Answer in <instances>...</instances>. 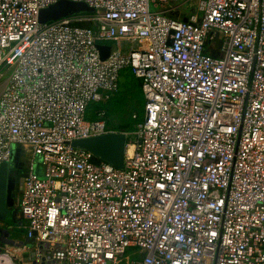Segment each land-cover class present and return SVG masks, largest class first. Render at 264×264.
Wrapping results in <instances>:
<instances>
[{"label":"built area","instance_id":"1","mask_svg":"<svg viewBox=\"0 0 264 264\" xmlns=\"http://www.w3.org/2000/svg\"><path fill=\"white\" fill-rule=\"evenodd\" d=\"M59 1L93 11L41 24ZM98 45L115 49L101 61ZM127 69L144 105L116 169L72 142L116 133L87 114ZM0 81V165L17 150L25 234L5 255L264 264V0H0Z\"/></svg>","mask_w":264,"mask_h":264},{"label":"water","instance_id":"2","mask_svg":"<svg viewBox=\"0 0 264 264\" xmlns=\"http://www.w3.org/2000/svg\"><path fill=\"white\" fill-rule=\"evenodd\" d=\"M92 8L88 7L84 3L59 1L39 12L38 19L41 24H47L49 22H55L69 16H74L82 13H91ZM87 28H93L92 24H89ZM114 46L98 45L97 50L101 61H105L111 53L114 51ZM126 139L123 133H108L106 135L92 137L88 139L76 140L72 142V146L80 148L92 153L98 160L106 162L116 169H121L123 166V160L126 148ZM17 150H12L11 160L12 167L15 169L17 166ZM9 170L4 165H0V223L3 222L9 226L15 227V221L11 210L14 206L12 198V177L14 176V169ZM4 174L8 177V183L4 184L2 177ZM14 225V226H13ZM16 232H3L0 234V238L7 240L6 245L9 247L21 248L24 241L16 240L14 237ZM13 262L16 261V257L10 256Z\"/></svg>","mask_w":264,"mask_h":264},{"label":"rangeland","instance_id":"3","mask_svg":"<svg viewBox=\"0 0 264 264\" xmlns=\"http://www.w3.org/2000/svg\"><path fill=\"white\" fill-rule=\"evenodd\" d=\"M3 82L0 81V91L2 89ZM137 83L130 77L122 78V86L119 95L114 98L110 103L107 110V124L109 129L113 131L126 130L132 125V117L134 114L138 115L141 112L142 104L140 98H138L139 91L136 88ZM129 126V127H128ZM15 239L25 240V234L17 227ZM11 250V247L8 249ZM10 256H14L11 255ZM15 257V256H14ZM12 259L6 257L4 253H0V264H10Z\"/></svg>","mask_w":264,"mask_h":264},{"label":"trees","instance_id":"4","mask_svg":"<svg viewBox=\"0 0 264 264\" xmlns=\"http://www.w3.org/2000/svg\"><path fill=\"white\" fill-rule=\"evenodd\" d=\"M89 25V23H81V24H78L77 26H80V27H87ZM123 77H125V78H127V77H130L132 80H135L136 81V83H137V86H136V88L138 89V91H139V94L137 95L138 96V98H140V101H141V104H142V109H141V112L137 115V117H141V115H142V111H143V105H144V100H143V96H142V92H141V85H140V81L138 80V79H136L133 75H132V73H131V71H130V69H127V70H125V71H123L122 73H121V80H120V83H119V91H118V93L115 95V96H113L112 97V99L107 103V104H105V105H100V104H93V105H91L90 107H89V109H88V114H87V120H93L94 119V112L95 111H97V110H101V109H103L104 111H105V113H106V121H107V110H108V107H109V105H110V103L114 100V98H116L118 95H119V93H120V91H121V86H122V78ZM134 120L132 119V125L128 128V129H126V130H119V131H116V132H129V131H132L133 130V126H134ZM107 126H108V124H107ZM14 208L11 210V215H13V213H14Z\"/></svg>","mask_w":264,"mask_h":264},{"label":"flooded vegetation","instance_id":"5","mask_svg":"<svg viewBox=\"0 0 264 264\" xmlns=\"http://www.w3.org/2000/svg\"><path fill=\"white\" fill-rule=\"evenodd\" d=\"M22 170H23V166L21 164H17L14 176L12 177V183H13L12 198H13V202L15 200V194H16L17 185L19 184L20 177L22 176ZM2 180H3L4 184L8 183V181H7L8 177L5 174L2 177ZM13 208H14V206H13ZM10 231L16 232L14 227L9 226V225H7V224H5L3 222L0 223V234L3 233V232H10ZM6 243H7L6 239L0 238V253H5L6 248L9 247V246L6 245Z\"/></svg>","mask_w":264,"mask_h":264},{"label":"crops","instance_id":"6","mask_svg":"<svg viewBox=\"0 0 264 264\" xmlns=\"http://www.w3.org/2000/svg\"><path fill=\"white\" fill-rule=\"evenodd\" d=\"M18 216V215H17ZM16 248V247H15ZM11 250H13V247L11 248ZM16 251H17V248H16ZM6 257H8V258H10V259H12L10 256H7L6 255ZM10 264H23V262H21L20 261V258H16V261L15 262H13V259H12V262H10Z\"/></svg>","mask_w":264,"mask_h":264},{"label":"bare ground","instance_id":"7","mask_svg":"<svg viewBox=\"0 0 264 264\" xmlns=\"http://www.w3.org/2000/svg\"><path fill=\"white\" fill-rule=\"evenodd\" d=\"M131 152H132V146L131 144L127 143L126 148H125V153L126 155H130Z\"/></svg>","mask_w":264,"mask_h":264}]
</instances>
